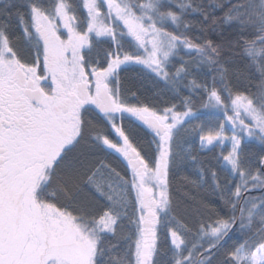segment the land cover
Masks as SVG:
<instances>
[{"label":"snow or ice","instance_id":"6c2138e0","mask_svg":"<svg viewBox=\"0 0 264 264\" xmlns=\"http://www.w3.org/2000/svg\"><path fill=\"white\" fill-rule=\"evenodd\" d=\"M0 264H264V0H0Z\"/></svg>","mask_w":264,"mask_h":264},{"label":"trees","instance_id":"16d2710c","mask_svg":"<svg viewBox=\"0 0 264 264\" xmlns=\"http://www.w3.org/2000/svg\"><path fill=\"white\" fill-rule=\"evenodd\" d=\"M187 58V57H186ZM218 116V118H216ZM223 117H222V115L221 114H219V113H215V114H211L210 115V120H211V123L214 125L216 122H217V120L218 119H222ZM208 118H206V117H202V120H207ZM196 123H199V121H197ZM211 155L212 154H207V157L208 158H210L211 157ZM254 195H259V193L258 192H255V193H253Z\"/></svg>","mask_w":264,"mask_h":264},{"label":"rangeland","instance_id":"374dc122","mask_svg":"<svg viewBox=\"0 0 264 264\" xmlns=\"http://www.w3.org/2000/svg\"><path fill=\"white\" fill-rule=\"evenodd\" d=\"M216 118H218V116Z\"/></svg>","mask_w":264,"mask_h":264}]
</instances>
